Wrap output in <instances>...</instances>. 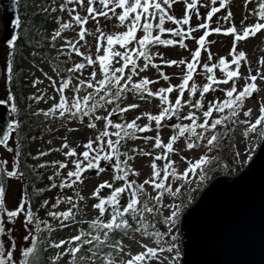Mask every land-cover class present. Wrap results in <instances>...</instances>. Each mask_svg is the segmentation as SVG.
I'll list each match as a JSON object with an SVG mask.
<instances>
[{
  "label": "snow or ice",
  "instance_id": "snow-or-ice-1",
  "mask_svg": "<svg viewBox=\"0 0 264 264\" xmlns=\"http://www.w3.org/2000/svg\"><path fill=\"white\" fill-rule=\"evenodd\" d=\"M176 2L177 0H87L85 3V0H61L59 4H55V0H50L49 3H33L35 11L31 14L32 20L26 23L18 11L17 0H13L10 7L15 15L10 20L11 30L5 38L7 55L4 69L0 71L5 80V96L0 99V105L10 103L11 111L17 117L23 111L12 90L14 80L24 72L22 67L16 66L18 55L21 60L33 57L29 61L31 67L39 70L49 81L58 99L55 95L48 97L53 103L47 108L33 109L32 103L27 106V114L35 118L40 128L39 137L25 134L22 138L20 132L24 122L19 118L11 119L0 136V147L11 154L10 158H0V264H59L65 257V264H181L180 224L187 204L185 201L164 203L165 192L172 197L180 192V188L173 191L172 185L168 183L169 177L190 183L189 174L197 175L199 170V181L208 180V171L211 170L209 166L215 162L219 167L221 160L219 154L210 155L218 151L227 134L220 129L242 123L247 125L244 130V135L247 136L249 132L256 131L257 126L264 128V96L258 101L259 115L254 121L247 119L252 114V108L244 110L248 98L254 93H264V72L258 68L256 74H251L252 69L249 67V75L242 76L241 62L248 63L247 53L237 50V43L264 31V0H258L251 9L247 8L251 0H244L248 14L240 21L239 30L234 23L228 27L220 24V19L229 22L233 19L229 7L231 0H218V7L215 6L217 0H211L212 6L206 12L205 20L195 27L191 26L190 19L193 13L198 17L200 15L198 0H179L184 4V13L180 18L171 13L172 5ZM77 6L84 10L83 15L77 10ZM204 6L209 7L207 4ZM220 9H225L226 14L217 19L216 27L210 31L231 34L233 43L230 59L219 56L213 62V54L206 47L212 42L207 41L206 37L210 34L209 21ZM57 10L61 13L67 11L70 19L64 20L62 15L51 17V13ZM36 16L52 19L56 26L50 34L41 24L34 23ZM249 16L255 17V20L245 25L244 21ZM100 18L105 22L103 25ZM113 19L122 30H105ZM89 20L93 22L91 31L85 27ZM166 21L176 26L165 27ZM73 25L78 26L76 37H65L63 33L73 28ZM201 30L203 34L196 39L193 32ZM164 33L170 34L169 37L162 38ZM87 35L93 37L94 44H89ZM188 38L195 40L198 45L195 50H189L190 59H169L163 52L151 51L154 45H179L187 49L185 40ZM58 40L61 41L59 47ZM28 45L31 48L25 55L21 49ZM44 48L49 49V52L55 51V56L51 57L53 75L38 68L36 64L35 57L42 56ZM202 49L207 53L203 62ZM73 53L81 58L79 62L72 60ZM62 56L66 58L63 63L72 60L71 66H59L57 61ZM155 57L160 58L159 64L155 63ZM257 63L264 65V56ZM161 65L184 66L181 69L180 83L172 84L170 76L164 74ZM198 65L204 70L206 82L202 84H197L194 80ZM150 67L157 70L156 80L142 75ZM86 69L91 70L87 77H83L82 73ZM217 69L220 70V77L216 75ZM160 77L168 82L167 86L154 90L150 86L157 83ZM239 79H244L245 83L238 90L236 81ZM229 82L230 86L220 89L223 99L216 97L207 100L206 94L215 92L220 85H229ZM30 83L31 87L36 88L43 80L34 77ZM66 90L70 95L65 94ZM174 91L176 95L173 99L170 94ZM129 93L135 94L137 99L126 101ZM45 98L46 89L38 88L27 96L34 103ZM151 99L159 102L156 112L140 111L131 119L112 118L114 115L123 117L129 110L140 109L142 102L147 103ZM241 113L246 118L242 121L239 119ZM142 118L144 122L138 123ZM57 122L66 133L60 137L59 147L37 150L35 155L23 150L25 140H43L45 134L51 135L58 131L59 129L52 127ZM100 122L102 124L98 127ZM69 124L72 126L69 127ZM82 127L94 131L95 135L86 136V142L70 143L67 134L78 132ZM165 127L171 132L166 142L161 137V130ZM153 131L155 135L145 134ZM13 132L15 138L9 144L10 133ZM261 136L264 137V131ZM137 140H142L145 144L151 142L153 151H146L138 145L129 146V141ZM178 141L183 142V147H180ZM46 143L51 145L52 139ZM78 147L83 150L78 152ZM194 149L201 150L198 158H187L185 150ZM53 151L62 152L65 159L41 160ZM173 155L178 157L179 162H186L187 167L178 172L177 161L171 158ZM137 156L151 158L148 165L150 175L140 182L130 178L140 176V171L133 166ZM239 156L240 153H235L233 160ZM29 157L38 163L28 164ZM247 158L251 159L250 151ZM157 161H163L162 167L158 166ZM243 162L240 161L241 164ZM69 164L72 165L71 168ZM48 167L53 169L52 174L47 177L49 183L45 187H36L34 178H42L43 175L38 170ZM62 169L66 172H61ZM106 169H111V182L109 179L100 180L91 191V196L96 201L91 208L98 214L87 221L88 227L78 228L75 234L67 238L52 239L51 233L57 228L62 230L72 224L85 223L77 220V214H82L81 209L77 202H73L72 196L57 193L51 204L49 198L40 201L39 208L46 212L45 218L41 219L38 211H34L32 207L34 196L56 188H70L78 182L83 184L84 173L95 171L99 178ZM9 180H17L20 184L19 199L11 209L7 206L11 188ZM105 188L109 190L108 193L101 195V190ZM74 191L77 201L85 200V196L80 195L78 190L74 188ZM125 197L126 202L121 203ZM62 202L71 207L63 211L55 210ZM187 202H191L190 195ZM17 220H20L26 233L21 237L22 242H26L21 249L17 248L16 238L12 235ZM9 224L12 226L8 227ZM129 233L132 235L129 236ZM117 236L120 238L117 239ZM5 237L8 240L7 247ZM124 238L129 239V245L124 243ZM145 240L148 242H144ZM131 242L138 244L139 250L133 252ZM46 248L56 251L44 256ZM17 251L20 253L19 257L15 256ZM164 253L168 255L165 257L162 255Z\"/></svg>",
  "mask_w": 264,
  "mask_h": 264
},
{
  "label": "rangeland",
  "instance_id": "rangeland-1",
  "mask_svg": "<svg viewBox=\"0 0 264 264\" xmlns=\"http://www.w3.org/2000/svg\"><path fill=\"white\" fill-rule=\"evenodd\" d=\"M258 2V0H251V2L247 5L248 9L254 8L256 6V3ZM85 3H87V0H85ZM207 4L209 5L208 8H206L204 5ZM212 6L211 4V0H198V7H199V17L193 13L191 15V19H190V24L191 26L195 27L198 23H201L205 20L206 18V12L208 10H210V7ZM218 7V0H217V4L215 5ZM229 7L232 10L233 13V19L232 21H224L223 19H220V24L222 27H228L231 26V24H235V26L237 27V29L239 30L241 27L240 21L243 19V17L245 15H247V10L244 7V0H231V3L229 5ZM77 10L81 12V14H84V10L79 8V6H77ZM171 13L174 14L177 18L182 17L183 13H184V4L179 2V0H177L176 3H174L172 5V9H171ZM226 14L225 9H220V11L218 13H215L213 15V17L211 18V20L209 21V35L206 37L207 41H211L212 43H209L206 45V47L212 52L213 54V62L216 61V59L219 56H225L227 58H231L229 56L230 50H231V46L233 43V36L231 34L225 35L223 32L221 33H212L210 31L211 28L216 27V21L218 18L223 17ZM57 15H62L64 20H68L70 19L69 14L68 13H61L59 12V10L55 13L52 14V17L57 16ZM255 17L249 16V18L247 20L244 21L245 25L254 22ZM101 21V25H103L105 22L103 20V18H100ZM56 25L53 23V21L48 25V31L49 33H51V30L55 27ZM176 25H174L171 22L166 21L165 23V27H175ZM89 29V31H91L93 29V22L91 20H89L88 24L85 26ZM185 28H187V26H184ZM106 31H118V30H122L120 28V26L115 22V20L113 19L112 22H110L108 24V27L105 29ZM78 32V26L73 25V28L71 29H67L65 30V32L63 33V35L65 37L68 38H75L76 37V33ZM203 31H197V32H193V36L196 37V39H198L199 35H202ZM3 35V23H2V19H1V7H0V37ZM170 34L168 33H164L162 34V38H168ZM87 41L89 42V44H94V40L93 37L91 35H87L86 36ZM185 43L187 44L188 48L187 49H183L181 48L179 45L176 46H162V45H155L152 47L151 51H159V52H163L166 58L169 59H180V58H187L190 59V52L189 50H195V48L198 46L195 42V40L188 38L185 40ZM118 47V46H117ZM83 50V49H82ZM237 50H244L247 53V61L248 63L246 64L244 61L241 62V68L240 71L242 73V76H247L249 75L248 69L249 67H251L252 69V73L251 74H256V70L259 68L261 72H264V65H260L257 63V61L259 60L260 57L264 56V31L257 33V35L255 37H249L247 38L244 42H239L237 43ZM92 51L94 52V48L92 49ZM7 52V48L5 47V44H2L0 42V54L2 57L3 54H5ZM207 57V53L202 49L201 50V62H203L204 60H206ZM33 59V57L29 56L28 59L25 61L24 64V68H25V80L27 82V92L29 94L36 92V89H41V90H45L46 89V98L44 100H41L38 103H34L32 102V106H34L35 108L39 107V108H47L49 107L52 103L53 100L48 98L51 96H56V98L58 99V95L55 94L52 90V88L49 85V81L44 78L41 74V72L39 70H37L36 68H32L31 64L29 63V61H31ZM81 58L77 57L74 53L72 54V60H75L77 62H79ZM72 60H68L67 66H71ZM155 63L159 64L160 62V58L159 57H155L154 58ZM35 61L36 64L38 66V68H43L44 71L48 72L49 75H53V71H52V66L44 61L41 60L39 58L35 57ZM1 66L4 68L5 66V60H1ZM184 66H167V65H161V68H163V72L166 75L170 76V82L172 84H179L181 81V76H182V71L181 69ZM91 69H86L83 71L82 76L83 77H87L89 75ZM30 72L32 73L30 75ZM142 75H147L149 76L150 79L156 80L157 79V70L155 68H149L148 70H146L144 73H142ZM216 75L217 77H220L221 73L220 70L217 69L216 70ZM34 77H40L41 80H43V83L38 84L36 86V88L31 87V79H33ZM55 78V77H54ZM194 80L196 81L197 84H202L205 81L204 78V70L202 67H200L199 65L197 66V73L194 74ZM4 78L0 81V99H4L5 96V92H4ZM166 81L163 80L162 77H160L157 81V83L151 85L150 87H152L154 90L158 89L161 86H167ZM191 84V81L189 82ZM245 83L244 79H239L236 81L237 84V88L238 90L243 86V84ZM257 83H259V79L257 81ZM231 82H229V85H220V88H218L215 92H209L208 94H206V98L207 100H211L213 98L219 97L220 99H223V93L220 89L226 88L228 86H230ZM39 94V93H37ZM66 95H70V93L66 90L65 92ZM176 95V92L174 91L173 93L170 94V97L174 99ZM187 90L185 91V98H187ZM264 96V93H260V94H256L254 93L253 96L251 98H248L245 102V109L247 110V108L251 107L252 108V114L250 117H248L247 119H249L250 121H254L256 116L259 115V103L258 101L260 100V97ZM136 96L135 94L131 95V97H129L126 101H132V100H136ZM206 100V102H207ZM9 106L11 107L10 103H8ZM158 100L157 99H151L149 100L147 103H143L142 102V106L140 109H136V110H129L127 113L124 114V119H131L133 118L135 115L139 114L140 111H152V112H156L158 110ZM186 111V109H185ZM97 114H100L99 112ZM118 115H114L112 118L114 120H117ZM240 120H244L246 119L243 114L241 113L239 115ZM87 122V118H85V124ZM144 120L143 118L141 119V121H138V123H143ZM172 122H175V120H173ZM102 124V122L98 123V127H100ZM72 124H69V127H71ZM247 127V125L243 126V130L241 131L240 134H238L235 138V153H240V156L237 157L234 162H235V167L237 170H241L242 168H244L247 163L251 160L248 159V155H249V151L251 154V158L253 157V155L255 154V152L257 151L260 142L262 140V136H261V132L264 131V128H261V126H257L256 131L254 132H249L247 136L244 135V130ZM59 129L58 131L53 132L51 135H44L43 140L41 139H37L33 142V144L31 145V151L32 154L35 155L37 150H44L48 147H53V148H57L59 147L61 140L60 137L65 135V130L63 128H60L59 125H57L56 127ZM146 135H155V131L153 132H149V133H145ZM171 134L170 129H168L167 127L163 128L161 130V137L162 139L167 140V137ZM95 135V132L92 130L87 129L86 127H82L80 131L78 132H73L70 134H67L68 140L70 143H72L73 141H76L77 144H79L80 142H86L84 140V138L87 137H93ZM40 135H38L37 137H39ZM10 140H9V144L12 143V139H14V136L11 135L10 136ZM52 139V144L48 145L46 143L47 140ZM178 144L180 145V147H183V142L182 141H178ZM138 145L140 147H143L146 151H153L151 149V142L145 144L144 141L142 140H137L135 142H129V146H135ZM174 147H176V145H174ZM83 149L78 147L77 151H82ZM187 158L190 159H194V158H198V155L201 154V150L199 149H194V150H185V153ZM212 155V154H210ZM11 154L7 153L2 147H0V158L2 157H9L10 158ZM171 158L174 161H177V171H182L183 168L187 167L186 162H179L178 157H176L175 155L171 156ZM65 158L62 155V152H58V151H53L51 153H49L48 155L44 156L41 158V160H47V161H52V160H64ZM151 158L150 157H141V156H137L136 157V161L135 164L133 165L134 167H136L139 171H140V176L137 177L138 182L142 181L144 178H146L148 175H150V169L148 167L149 163H150ZM243 160V164L240 163V161ZM11 162V161H10ZM158 166L163 165V161H157ZM103 166V164H102ZM212 165L209 166V168L211 170L208 171V176L209 178H214L216 176H218L219 174L222 173V171L220 170V168L218 167H212ZM72 165L69 164V168H71ZM43 170V178H42V186L45 187L49 182L47 180V177L49 175L52 174L53 169L51 167L48 168H44ZM61 172H66V170L62 169ZM198 173L199 170H197V175H192L189 174V179H190V183L182 181V180H173L171 177H169L168 183H170L172 185V189L173 191L176 190V188H180V192L177 193L176 197H172L170 196L167 192H165L164 194V203L168 204V203H180L181 201H185V203L187 204V207L185 209H187L190 205L188 204L187 200L185 199L186 197H188L189 195L191 197H197L199 195V193L202 192L203 188H204V183L207 182L208 180L204 181V182H200L198 179ZM84 175V181L83 184H80L79 182L70 188H64V189H60V188H56V189H52L51 191H46V193L43 196L44 198H49L50 204L52 202H54L53 198L56 196L57 193H60L64 196H72L73 197V202H77L80 209H81V213L82 214H77V220H83V221H88L90 219H92L97 213L96 210L91 208V205L93 203H95V198H93L91 196V191L94 189L95 185L100 181V180H104V179H109L110 180V176H111V169H106V171L104 173H102L100 175L99 178L96 177L95 171H88L86 173L83 174ZM111 182V180H110ZM9 184L11 185V188L9 190L8 196H7V206L9 209L13 208L14 205L17 203L19 196H20V192H19V188H20V184L19 181L17 180H9ZM199 185V186H198ZM74 188L76 190L79 191L80 195L85 196V200L83 201H77L76 200V191H74ZM189 189H191V191H189ZM185 190V191H184ZM108 189H102L101 190V195H106L108 193ZM149 191H151V189H149ZM184 191V192H183ZM126 202V200H125ZM40 202H37L35 205H33V209H36L37 205L39 206ZM71 207L70 204L64 203L62 202L61 205L58 206L57 211H63L66 208ZM43 211V209H41V212ZM165 214H167V212L165 211ZM22 219V217H21ZM80 224H72L69 228H65V229H56L55 231H53L51 233L52 235V239L58 240L61 238H67L70 235H73L76 233L77 230V226ZM12 225H8V227H11ZM26 234L23 230V228L21 227L20 224V220L16 221V228L15 231L12 233L13 236H15L16 238V244H17V248L19 247V245L23 244L24 242H22L21 237ZM144 242H148L147 240H145ZM5 243H7L8 246V240L7 237H5ZM124 243L126 245L130 244V241L128 238L125 239ZM181 235H180V248H181ZM131 248L132 251L135 252L137 250H139V245L136 244L135 242H131ZM63 247V246H62ZM19 249V248H18ZM127 251V249H126ZM182 252V249H181ZM20 253L19 251H17L15 253V256L19 257ZM163 256H167V253L162 254ZM181 263H182V258H181Z\"/></svg>",
  "mask_w": 264,
  "mask_h": 264
},
{
  "label": "water",
  "instance_id": "water-1",
  "mask_svg": "<svg viewBox=\"0 0 264 264\" xmlns=\"http://www.w3.org/2000/svg\"><path fill=\"white\" fill-rule=\"evenodd\" d=\"M12 2L0 0L3 44L15 15ZM11 119L8 103L0 105V136ZM180 235L181 264H264V137L243 169L214 177L185 209Z\"/></svg>",
  "mask_w": 264,
  "mask_h": 264
},
{
  "label": "trees",
  "instance_id": "trees-1",
  "mask_svg": "<svg viewBox=\"0 0 264 264\" xmlns=\"http://www.w3.org/2000/svg\"><path fill=\"white\" fill-rule=\"evenodd\" d=\"M49 3L50 0H18V8H19V13L22 17V19L28 23L29 21L32 20L31 14L35 11V9L32 7L33 3ZM61 2V0H55V4H59ZM69 7H71V4L68 5ZM58 11V10H57ZM65 13H67V11H65ZM51 13V17H52ZM52 22V19L50 17H44V16H36L35 17V21L34 23L37 24H41L43 26V28H45L48 31V25ZM50 34V33H49ZM37 39H39V37H37ZM61 41L58 40L57 41V47H59V43ZM43 44V41L41 42ZM155 46V45H154ZM31 46L28 45L26 48L21 49V51L26 55L27 51H30ZM7 55V52L5 54H3L2 57H0V62L1 60H5ZM1 56V54H0ZM55 56V51H51L49 52V49L44 48L43 49V55L42 56H37L36 58H39L41 60H44L46 62H48L52 67H54L51 57ZM29 57V56H28ZM27 57V59H28ZM44 57H49V59H45ZM27 59L21 60L20 56H17L16 59V66L17 68H23L24 72L23 74H19L18 79H15L13 82V92L15 93L16 97H17V103L20 106L21 109H23V111H21V113L19 114V117H17V115L15 113H13L15 118H19L21 120H23V126H22V130L20 132V136L23 138L25 134H27L28 136H38L40 135V128L37 126V123L35 122V118L30 117V115L27 114V106L32 103L31 101H29L27 99V96L29 95V93L27 92V82L25 80V68H24V64L25 61ZM65 57H60L59 60L57 61L59 63V66L61 68L63 67H68L67 63H63V61H65ZM4 68L1 66L0 63V71H2ZM4 78L3 74H0V81ZM5 81V80H4ZM5 86V83H4ZM131 95H133L132 93H129L126 96V100L131 97ZM35 107L33 106V109ZM225 114H227V110H225ZM42 119V118H41ZM119 119H124L123 117L118 116L117 120ZM240 119V118H239ZM57 125H59V122L55 123L52 125V127H56ZM242 123L236 124L234 126H231L230 128H224V129H220L222 131H225L227 134L225 136V138L222 141V145L221 147L218 149V151H214L213 153H211L212 155H217L219 154V156L221 157V160L219 161V167L217 166V163H213L211 164V168L212 167H218L220 168V170L222 171V173L224 174H235L237 172V169L235 167V162L233 160L234 154H235V137L238 133H240L242 131ZM262 128V127H261ZM46 135V134H45ZM13 136L15 138V132H13ZM34 141H27L25 140L22 144V148L25 152H31V145L33 144ZM131 142V141H129ZM33 155V154H32ZM23 162V161H22ZM27 163L28 164H35L38 163V161H35L33 159H31V157L27 158ZM224 165H227L228 167L225 168ZM39 172H41L42 174L44 173L42 169L38 170ZM43 178V175H42ZM42 178H34L35 179V186L36 187H43L42 186ZM131 179H137V177H130ZM138 181V180H137ZM210 181V178L207 182L204 183V185H207L208 182ZM31 191V189H30ZM185 191V190H184ZM183 191V192H184ZM46 193V191L43 194H37L34 196L33 198V202H32V207L33 205H35L37 202H40L43 200V196ZM188 197H186L185 199L187 200ZM197 197H191V202L188 203L189 205L193 204L195 202ZM126 197L124 199H122L121 203H125ZM41 209L43 208H39V206L37 205L36 209H33L34 211H38V214L40 216L41 219H44L46 216V212L45 209H43V211L41 212ZM97 215V214H96ZM95 215V216H96ZM94 216V217H95ZM93 217V218H94ZM83 227V228H87L88 224L87 221L83 224H80L77 226V229ZM132 234L129 233V236H131ZM52 238V235H51ZM117 239H119L120 237L117 236ZM126 238H124L125 241ZM26 243V242H24ZM23 243V244H24ZM23 244L19 245V249L22 248ZM5 246L7 247V243H5ZM55 249H45L44 251V256H48L49 254H54L55 253ZM65 259H67V257L62 258L59 262V264H65Z\"/></svg>",
  "mask_w": 264,
  "mask_h": 264
}]
</instances>
